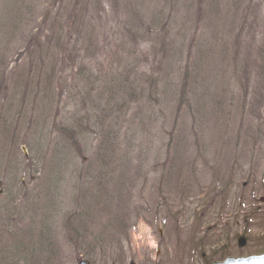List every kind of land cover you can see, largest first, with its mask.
<instances>
[{"label":"rangeland","instance_id":"374dc122","mask_svg":"<svg viewBox=\"0 0 264 264\" xmlns=\"http://www.w3.org/2000/svg\"><path fill=\"white\" fill-rule=\"evenodd\" d=\"M263 48L264 0H0V260L15 246L33 264H210L264 254V97L254 98L252 88L243 106L240 90L241 76L262 67ZM201 56L208 96L224 90L227 101L203 127L213 138L198 174L208 179L204 192L216 185L214 162L233 155L253 162V177L237 180L219 201L201 190L181 199L180 188L165 201L163 164L192 158L179 152L194 128L188 110L174 125L170 103L164 120L150 101L132 104L118 135L125 149L136 141L127 150L133 161L101 166L103 135L89 104L107 102L108 88L127 74L144 75L148 88L157 77L161 89L182 70L192 73ZM236 61L242 70L235 76ZM75 123L81 129L68 133ZM176 131L182 136L168 149ZM223 139L231 148L216 159ZM55 155L62 159L56 169Z\"/></svg>","mask_w":264,"mask_h":264},{"label":"trees","instance_id":"16d2710c","mask_svg":"<svg viewBox=\"0 0 264 264\" xmlns=\"http://www.w3.org/2000/svg\"><path fill=\"white\" fill-rule=\"evenodd\" d=\"M261 52H263V54L260 55L259 58L261 59V62L263 63L261 68H264V48L261 49ZM223 54H222V59L219 60L222 63L225 62L224 60L225 52L224 51H223ZM194 62L196 66L192 73L188 71L187 69L184 72L182 70V72L178 74V76L177 75L175 76L177 80L175 83L170 82V80L173 78L172 77L170 78L169 82L166 81L164 87L161 89H155L156 84L159 86L162 85L160 81H157L155 83L152 82V80L154 79L156 81L157 77L156 78L150 77L148 79L149 85L151 84L150 85L151 87L148 88L149 86L148 87L144 86V82L146 78L144 75L143 77L141 76L138 79L132 78L131 80H130L131 74L129 75L127 74L126 76H121L122 78L120 77V79H118L114 85L108 88L107 102L103 104L100 102V104H97V101H96V104L94 105L89 104L90 107L92 108L94 107L95 110L97 111L95 128L99 131L100 135H103L100 139L101 146L96 151L97 161L100 163L101 166H105L108 163L109 159H110L109 163L115 164L114 166H116L115 159L117 158H118V163L120 165H124V163L126 165L127 164L129 165V163L133 161L129 155V151L127 152V150H128V147L130 150L134 148L136 141L132 139L131 143H129V145H127L125 149V146L122 145L123 143L122 144L120 143V139L118 135L119 129H120L118 120L120 119L122 115H124L125 111L127 112V110L132 107L131 106L132 104H138L141 100L146 99L150 101L152 104H154L152 105L153 108L151 107L152 110L155 111L156 108H159L158 112L155 111L156 113H158L155 118L164 120L167 117V115H165L164 113L165 112L164 104L170 103L171 105L175 107L173 108V115L175 118L171 116L173 117L174 125L177 124L178 117L180 118L183 110L185 108L188 110V114L191 117V121L194 124V128L190 131L191 140L186 139L184 141L185 143L184 149L179 150V152L180 151L186 152L185 155L191 156L192 158H189L188 162L182 163L181 160L179 161V156H177L176 161L171 159L169 161H166L163 164L162 166L163 168L161 172L162 176L160 178L161 179L160 182L161 184L162 182H164L165 186L159 185L158 187H159L160 195L162 198H165L163 199L165 201H167L166 199L167 196H165L166 193L168 191H173L171 190L173 188L181 189L180 191L178 190L179 192H181V197H182L181 199H184V198L189 199V197H197V193H200V190H201L205 194V196H207V198L213 197L214 199L213 202L215 201V199L219 201L221 199H224L226 192L229 193V189L231 186H235V185L237 186L240 184V183H235L237 182V180H241L245 178L247 181L250 182L253 177L254 171L252 172V170H253L254 164H251L253 162L251 161L250 164L247 163L243 155L242 156L240 154L233 155V157L229 159L228 161L226 160L223 162L216 161L217 164L214 162L213 166L211 167L212 172L210 173L211 174L210 179L213 183H216V185L211 191L207 193L204 192L203 187H204V184L207 183L208 179L201 178L198 174L201 168L205 169L206 166H208V160H209L208 158L211 157V154H213V152L210 151L211 149L206 147L207 146L206 141L212 140L213 138H212V135H205L208 133V130H203V127L209 122L208 120L210 118L209 112L212 111L213 115H216L217 113H220V112L222 113V111H224V106L227 105V101L223 100V97H222L224 90H220L214 93L215 97L208 96L210 91L206 90L205 88V80L202 77L203 70L201 71L199 68V65H201V62H203L202 56L201 58H196ZM218 64L219 62H215L216 67L215 69L212 70L213 73H211L212 81L210 82V84L212 85H215L218 82L216 80L217 77H215V74H214V72L218 71L219 69ZM232 66L234 70H236L235 76L239 75L242 68L239 69L238 62L237 61L234 62ZM261 68L254 71L252 75H250L249 72L248 74L247 71L243 69V71L247 73L245 76L243 75L241 76L242 79L240 81L241 83L240 90L243 95L242 96L243 106L246 105V101H247L246 95L248 94V92L251 91L252 88L254 91H256V94H257V95L255 94L254 98H257L258 96L264 97V69H261ZM162 77L164 78V75H162ZM93 80L95 81V79ZM254 80L258 81V83L255 84L256 86L255 88L253 85ZM208 88L209 90H211L212 86L211 88L210 87ZM254 93L255 92H253V94ZM90 99L91 98H89L88 100ZM161 100L165 102L163 103L164 106L162 104L156 103V101H161ZM209 102H212V106L209 105ZM232 102L233 101H231V103ZM169 112L172 114L171 109H169ZM207 113L209 114L207 115ZM111 119L114 124L108 130V128H106L105 126L107 125V121ZM216 123L221 124L220 117H218V119L216 120ZM70 129L71 131L68 130V133H71L73 131H78L81 128H80V125H77L75 123L74 127L70 126ZM177 133L178 131H176V134ZM181 136L182 135H178V134L169 135L167 144H166L167 148L171 149V147L173 146L171 138L177 139ZM236 137H239V135H236ZM70 139L71 138H68L69 141ZM232 139L233 138L231 137L230 140ZM80 140L81 139H78L77 142H79ZM180 140L183 141L182 139ZM220 144H222V146L220 147L221 150H215L214 154H217L218 151H222L223 149L231 148V142L228 139H223L222 141H220ZM242 144H243V141H242ZM181 146H182V143L179 144V147ZM239 147L240 145L239 143H237V148ZM120 151L124 153V155L122 154L124 157L121 155ZM139 151L141 152V149ZM179 152L177 151L176 153L180 154ZM181 155H184V153H182ZM52 158L55 162V164L53 165L55 169L62 165V162H61L62 159L60 157L55 155ZM216 159H221V155L217 154ZM183 165L187 166V168H185L186 173L178 174L177 169L181 168ZM208 173H209V168H208ZM48 178L49 177L47 176V182L44 185H46L49 182ZM123 178L124 177H121V179ZM173 179L181 181L180 185L182 188L179 185H177V187L175 185L173 186L172 185ZM191 179H193V182H194L192 186H191V181H190ZM39 180L41 181L40 177H39ZM37 181H38V178H37ZM188 181H189V184H186ZM165 187L166 189H165V194H164L163 190ZM192 187H193V190H192ZM50 188L52 187L48 186L45 188L46 190L43 191V196H45V193H48V191H50ZM187 194H188V197H187ZM162 204L164 205V202ZM35 206L38 210L40 209L38 205H35ZM35 206L33 208V211H35ZM41 209L39 210L40 213H44L45 209L43 208ZM10 224L7 225L8 228H10ZM15 247L10 251L5 252L4 256L1 257L0 262L2 264H20V263L33 264L34 260H32L31 258L30 260L28 259L29 257L28 255H26V253H24V249L19 250V248H15ZM92 253L93 252L89 254H92ZM15 255H18V256H15Z\"/></svg>","mask_w":264,"mask_h":264},{"label":"water","instance_id":"95a60500","mask_svg":"<svg viewBox=\"0 0 264 264\" xmlns=\"http://www.w3.org/2000/svg\"><path fill=\"white\" fill-rule=\"evenodd\" d=\"M79 264H87V263L85 261H80ZM211 264H264V255L251 256L248 258H238V259L228 258L224 262H214Z\"/></svg>","mask_w":264,"mask_h":264},{"label":"bare ground","instance_id":"6f19581e","mask_svg":"<svg viewBox=\"0 0 264 264\" xmlns=\"http://www.w3.org/2000/svg\"><path fill=\"white\" fill-rule=\"evenodd\" d=\"M22 149H23V153L26 155V149L24 150V147ZM35 212H37V211H35Z\"/></svg>","mask_w":264,"mask_h":264}]
</instances>
